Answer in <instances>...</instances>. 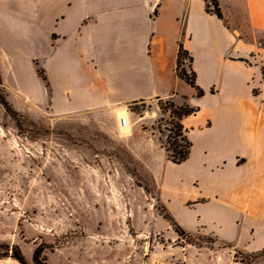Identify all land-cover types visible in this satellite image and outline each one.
Here are the masks:
<instances>
[{
  "label": "crops",
  "instance_id": "crops-1",
  "mask_svg": "<svg viewBox=\"0 0 264 264\" xmlns=\"http://www.w3.org/2000/svg\"><path fill=\"white\" fill-rule=\"evenodd\" d=\"M218 1L223 19L204 0H45L53 24L40 64L47 80L41 97L19 84V94L38 99L48 116H109L118 130L119 111L137 103L180 97L198 108L181 119L192 146L180 164L151 133H128L144 144L147 158L140 147L133 151L173 220L234 250L199 247L150 264H264L233 257L236 249L264 248V0ZM180 44L192 56L200 97L193 87L179 92L186 84L175 70ZM2 52L1 67L11 59ZM163 154L167 171L159 167ZM173 165H186L182 175L169 172Z\"/></svg>",
  "mask_w": 264,
  "mask_h": 264
},
{
  "label": "rangeland",
  "instance_id": "rangeland-1",
  "mask_svg": "<svg viewBox=\"0 0 264 264\" xmlns=\"http://www.w3.org/2000/svg\"><path fill=\"white\" fill-rule=\"evenodd\" d=\"M44 2L0 0V13L9 17L0 15V50L11 58L2 59L0 89L17 111L15 120L0 104V241L17 244L28 262L43 242L51 264H150L180 260L199 247L232 252L231 243L209 235L178 234L151 172L133 151L140 147L148 157L132 139L143 132L165 149L175 134L168 102L185 99L137 103L127 109L134 112L129 127L118 130L109 116H48L38 99L19 94V84L37 97L44 87L38 71L45 75L40 64L53 26ZM178 88L193 90L187 82ZM164 159L161 171L168 170ZM185 167L169 172L179 177ZM249 253L236 249L233 257L242 262ZM0 264L19 263L8 256Z\"/></svg>",
  "mask_w": 264,
  "mask_h": 264
},
{
  "label": "trees",
  "instance_id": "trees-1",
  "mask_svg": "<svg viewBox=\"0 0 264 264\" xmlns=\"http://www.w3.org/2000/svg\"><path fill=\"white\" fill-rule=\"evenodd\" d=\"M204 1L206 2L205 10L207 12L214 13L219 19H223V14L218 5V0ZM188 62L189 64L186 66L185 63ZM176 63L177 67L175 68V70L177 75L195 89L196 95L198 97L204 95L205 92L202 88L198 86L196 81V73L192 69V56L189 54L188 50L183 48L182 44L179 45V50L177 51ZM38 73H40V76H42L44 80H47V77L42 74L41 71H38ZM0 104L6 109L9 115H11L12 117H14L15 120H17V111L5 98L2 89H0ZM168 105L169 106L167 107V109L170 111V116L175 134L170 136V138L172 139L168 140V145L165 146V152L169 160L174 163L180 164L189 157V153L191 151L192 146V142L186 135L187 129L184 128L183 124L181 123V119L185 116L196 113L198 111V108L196 106L188 104L187 102H182L181 104H174L168 102ZM130 109H133V106H130ZM172 130L173 129H171V131ZM177 137H179V139L184 143L180 144ZM176 231L178 232V234L186 233L185 230H183L178 225H176ZM44 245L45 244L42 242L34 247L32 253V261L28 262L27 258L25 257L22 250L17 244H11L9 242L0 241V258L10 256V258L17 260L19 264H51L43 255ZM246 256L247 259L242 260V262L252 263L256 260H260L264 258V249L249 253Z\"/></svg>",
  "mask_w": 264,
  "mask_h": 264
},
{
  "label": "built area",
  "instance_id": "built-area-1",
  "mask_svg": "<svg viewBox=\"0 0 264 264\" xmlns=\"http://www.w3.org/2000/svg\"><path fill=\"white\" fill-rule=\"evenodd\" d=\"M129 114L127 113L126 115L122 114L121 116H118V123L120 128H127L130 125V120H129Z\"/></svg>",
  "mask_w": 264,
  "mask_h": 264
},
{
  "label": "bare ground",
  "instance_id": "bare-ground-1",
  "mask_svg": "<svg viewBox=\"0 0 264 264\" xmlns=\"http://www.w3.org/2000/svg\"><path fill=\"white\" fill-rule=\"evenodd\" d=\"M119 113H122V114L126 115V114L128 113V111H127L126 109H121V110L119 111ZM122 114H121V115H122Z\"/></svg>",
  "mask_w": 264,
  "mask_h": 264
}]
</instances>
